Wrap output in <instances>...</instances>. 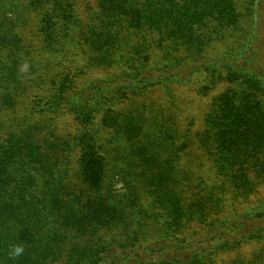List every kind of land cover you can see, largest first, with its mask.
Masks as SVG:
<instances>
[{
    "label": "trees",
    "instance_id": "1",
    "mask_svg": "<svg viewBox=\"0 0 264 264\" xmlns=\"http://www.w3.org/2000/svg\"><path fill=\"white\" fill-rule=\"evenodd\" d=\"M0 264H264V0H0Z\"/></svg>",
    "mask_w": 264,
    "mask_h": 264
},
{
    "label": "rangeland",
    "instance_id": "2",
    "mask_svg": "<svg viewBox=\"0 0 264 264\" xmlns=\"http://www.w3.org/2000/svg\"><path fill=\"white\" fill-rule=\"evenodd\" d=\"M87 1H84V3L82 4V11L84 12V14L86 15V4ZM90 6L95 7V3L94 1H91ZM27 30V31H26ZM25 33L28 34L27 35V39L28 37L30 38L33 31H34V25H31L30 29H26ZM34 42L35 39L33 38ZM199 83V82H198ZM198 83L196 84H190L192 86H188L186 88L183 89H179V88H169V91L165 92L160 89L157 90L158 93H166L167 95H165V97L163 99L167 100V101H171V102H176L178 103V106H180L181 110H182V118L183 120H187L188 118H194L196 121V124L194 125L193 128H196V130L194 129V133L195 131L200 130L201 126H202V121H203V117L206 114V112L208 111V109L210 108L213 99L220 94L222 91H224L226 89L225 85H221L219 87H217L210 95L208 96H201L198 94ZM197 89V90H196ZM175 95V97L173 98V96ZM251 252V250L248 251V253Z\"/></svg>",
    "mask_w": 264,
    "mask_h": 264
},
{
    "label": "clouds",
    "instance_id": "3",
    "mask_svg": "<svg viewBox=\"0 0 264 264\" xmlns=\"http://www.w3.org/2000/svg\"><path fill=\"white\" fill-rule=\"evenodd\" d=\"M18 70L22 74H27L30 70V64L27 61H24L19 65ZM25 251L26 249L23 244L13 243L10 244L7 249V257L9 260H17L24 255Z\"/></svg>",
    "mask_w": 264,
    "mask_h": 264
}]
</instances>
